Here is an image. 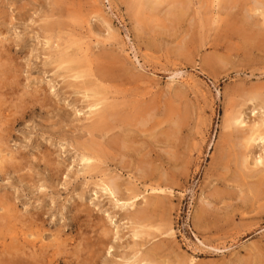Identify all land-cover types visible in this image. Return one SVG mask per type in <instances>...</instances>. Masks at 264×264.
<instances>
[{"label": "rangeland", "instance_id": "obj_1", "mask_svg": "<svg viewBox=\"0 0 264 264\" xmlns=\"http://www.w3.org/2000/svg\"><path fill=\"white\" fill-rule=\"evenodd\" d=\"M0 57V264H264V0H0Z\"/></svg>", "mask_w": 264, "mask_h": 264}, {"label": "bare ground", "instance_id": "obj_2", "mask_svg": "<svg viewBox=\"0 0 264 264\" xmlns=\"http://www.w3.org/2000/svg\"><path fill=\"white\" fill-rule=\"evenodd\" d=\"M158 1H164V0H158ZM134 2V1H133ZM10 49V48H9ZM8 51V50H7ZM3 57V56H2ZM2 57H0V58H2ZM2 61H0V62H2L3 63V59H1ZM5 60H7V57H6V59ZM5 63H7V62H5ZM5 63H3V64H5ZM10 63H13V62H11L10 61ZM11 64H9V68H8V65H7V67H6V69L5 70H2L1 72H0V75H1V77H0V82H3V86L1 87L0 86V88H2L4 91H5V89H4V86L6 87H8V85H13L14 83L12 82L11 84H8L7 83V80L11 77V79H15V77H16V75H18V74H16L18 71H21V70H17V69H15V64L13 65V67L12 66H10ZM17 65V64H16ZM0 66H1V63H0ZM3 66V65H2ZM8 68V69H7ZM17 68V67H16ZM2 69V68H1ZM17 79H18V77H16ZM9 81V80H8ZM16 79H15V83H16ZM18 82V81H17ZM21 82V81H20ZM18 84V83H17ZM0 85H2V84H0ZM15 85V84H14ZM6 87V88H7ZM13 87V86H12ZM8 88H10V86L8 87ZM1 89V91L3 92V90ZM1 93V92H0ZM4 93H6V92H4ZM3 93V94H4ZM0 95H2V94H0ZM5 95V94H4ZM33 95V94H32ZM15 97V96H14ZM3 98H5V97H3ZM257 99V98H256ZM0 100H1V97H0ZM3 100H5V99H3ZM1 102V101H0ZM101 102V101H100ZM99 102V103H100ZM2 103H4L3 101H2ZM8 103V102H7ZM11 103V102H10ZM97 103V102H96ZM102 103V102H101ZM11 105V104H10ZM44 105H46V104H44ZM13 107V106H12ZM11 107V108H12ZM46 107V106H45ZM97 107H98V104L96 105V106H94V104H93V107H91L92 108V110H97ZM96 108V109H95ZM91 112V111H90ZM99 113V112H98ZM94 114V113H93ZM97 114V113H96ZM0 115H1V113H0ZM264 115V114H263ZM104 116H110L109 114H107V113H105L104 114ZM264 117V116H263ZM104 120H106V119H104ZM103 120V121H104ZM103 121H102V123H103ZM228 123H226V128H233V131H232V135L234 136V135H236L235 137H237V134H235L234 133V130L235 131H237L238 129H240L241 131H245V130H247V131H245V133H243V136H242V138H240V140L242 139V141H243V144L241 145V150H242V148L243 149H245V151H243V153H239V154H235V156H236V169H237V172H236V174H238V179H243V178H247V179H249V178H255V177H257V176H259L258 178L261 180V182L264 184V156H256L255 157V161L253 162V167L250 165V163H249V161H248V158H249V156H252L251 154H253V151H252V147H253V144L255 143L256 145L258 144H260V143H264V118H261V122H258V123H255V125L254 126H252L251 128L250 127H248V125H247V123L248 122H246V120L245 119H243L242 118V115H237V116H231V117H229L228 118ZM1 122V121H0ZM101 123V124H102ZM93 124V123H92ZM103 125V124H102ZM250 125V124H249ZM106 127V126H105ZM95 128H97L99 131L100 130H104L105 128H101L100 126H96ZM246 128H250V129H246ZM8 130V129H7ZM1 131V130H0ZM239 131V130H238ZM237 131V133L239 134V132ZM231 132V131H230ZM1 134V133H0ZM241 134H242V132H241ZM94 135V134H93ZM1 136H3V135H1ZM241 135L239 134V137H240ZM2 138V137H1ZM2 140V139H1ZM92 145V144H91ZM97 146V145H96ZM255 151V150H254ZM94 152V151H93ZM241 152V151H240ZM95 153H96V151H95ZM91 155H93V154H91ZM254 155V154H253ZM256 155V154H255ZM4 157V156H3ZM14 157V156H13ZM85 157V156H84ZM91 156L89 155V157H87V158H90ZM47 158V157H46ZM86 158V157H85ZM251 158H253V156L251 157ZM5 160L7 159V158H4ZM90 160L91 159H84V160H82V161H86V162H90ZM250 160V159H249ZM4 161V160H3ZM252 161V160H251ZM259 168V169H258ZM248 170V171H247ZM106 181V180H105ZM109 183V182H108ZM110 183H111V180H110ZM115 185V184H114ZM120 185V184H119ZM113 186L112 185H109V188L111 189ZM115 187V189H116V191H117V188H118V185L116 184V186H114ZM107 188H108V184H107ZM108 188V189H109ZM113 189V188H112ZM114 192V190L113 191H111V193H113ZM117 193V192H116ZM257 193V192H256ZM114 194V193H113ZM254 198V197H253ZM257 199V198H256ZM205 211H207L208 212V209L206 210L205 209ZM5 212V211H4ZM33 215V214H32ZM31 215V216H32ZM20 216V215H19ZM27 218H28V216H27ZM37 218V217H36ZM40 218V217H39ZM29 219V218H28ZM27 219V220H28ZM31 219V218H30ZM26 220V219H25ZM27 220L26 221H24L23 219H22V221H24V222H22V225H23V227L24 226H27V224H28V222H27ZM40 220H41V218H40ZM32 221V220H31ZM20 222H21V220H20ZM41 223H42V221H40ZM29 223H30V221H29ZM37 223H38V221H37ZM21 226V225H20ZM22 227V226H21ZM34 227H35V225H34ZM36 227H38V226H36ZM28 229V227H25V229ZM24 229V228H23ZM30 229V228H29ZM28 231V230H27ZM35 234V233H34ZM39 235H40V233H38ZM136 236V235H135ZM27 238V237H26ZM20 241V240H19ZM28 241V240H27ZM58 241H60V240H58ZM23 245V244H22ZM58 246V245H57ZM63 246H65V244L63 245ZM25 247V246H24ZM59 247H61V246H59ZM58 247V250L60 249ZM49 248V247H48ZM18 249V248H17ZM16 249V250H17ZM29 249V248H28ZM28 249L26 248L25 249V251L27 250L28 251ZM30 250V249H29ZM45 250V249H44ZM9 251V250H8ZM23 251H24V249H23ZM35 251H36V248H35ZM42 251H43V249H42ZM48 251V250H47ZM13 252V251H12ZM10 253H11V249H10ZM15 253V252H14ZM26 253V252H25ZM34 254H36V252H33ZM46 253V252H45ZM9 254V253H8ZM7 253H6V256L8 255ZM21 254H22V252H21ZM44 254V253H43ZM75 254V253H74ZM10 255V254H9ZM15 255V254H14ZM23 255V254H22ZM25 255H27V253L25 254ZM37 255V254H36ZM36 255H34V256H36ZM38 255H39V253H38ZM45 255H47V254H45ZM45 255H44V257H45ZM18 256V255H17ZM43 256V255H42ZM41 256V257H42ZM57 256V255H56ZM78 256V255H77ZM11 257V256H10ZM16 257V256H15ZM14 257V258H15ZM25 257V256H24ZM28 257V256H27ZM27 257H25V258H27ZM38 257H40V256H38ZM21 258V257H20ZM31 258V257H30ZM29 257H28V259H30ZM22 259V258H21ZM20 259V260H21ZM46 259V258H45ZM11 260V259H10ZM15 260V259H14ZM25 260L26 259H24L23 258V262H24V264H26V262H25ZM38 260V259H37ZM145 260V259H144ZM11 261H13V260H11ZM39 261V260H38ZM40 261H42L41 259H40ZM47 261V260H46ZM49 261V260H48ZM22 262V263H23ZM30 262H31V260H30ZM29 262V263H30ZM33 262V261H32ZM12 263V262H11ZM19 263H21V262H19ZM19 263H17V264H19ZM48 263V262H47ZM31 264V263H30Z\"/></svg>", "mask_w": 264, "mask_h": 264}]
</instances>
